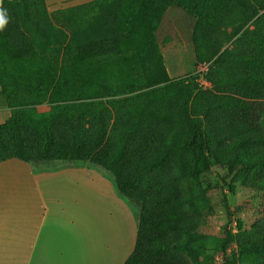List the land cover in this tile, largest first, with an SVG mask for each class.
Here are the masks:
<instances>
[{
    "label": "trees",
    "instance_id": "trees-1",
    "mask_svg": "<svg viewBox=\"0 0 264 264\" xmlns=\"http://www.w3.org/2000/svg\"><path fill=\"white\" fill-rule=\"evenodd\" d=\"M171 6L196 18V62L209 65L211 86L196 93L190 115L176 97L140 92V79L128 71L133 59L153 54L172 81L156 37ZM0 8L8 17L0 29V85L12 110L0 124V163L99 166L120 195L142 205V220L156 206L167 218L162 238L169 227L187 246L199 240L189 183L211 173L210 161L242 174L255 197H264V0H95L56 13L46 0H0ZM34 48L40 70L16 72L11 56ZM63 52L79 68H62ZM45 102L50 111L39 113ZM142 225L124 264H138L146 244L152 250ZM232 243L230 231L216 242L224 255ZM243 250L264 253V224L247 231Z\"/></svg>",
    "mask_w": 264,
    "mask_h": 264
},
{
    "label": "crops",
    "instance_id": "crops-1",
    "mask_svg": "<svg viewBox=\"0 0 264 264\" xmlns=\"http://www.w3.org/2000/svg\"><path fill=\"white\" fill-rule=\"evenodd\" d=\"M195 26L196 18L177 6L161 21L156 37L171 80L196 71ZM10 116L0 85V124ZM260 123L264 127V113ZM109 189L118 195L115 178L91 163L54 169L18 159L0 163V264H124L135 249L139 220L129 206L114 203L109 211Z\"/></svg>",
    "mask_w": 264,
    "mask_h": 264
},
{
    "label": "rangeland",
    "instance_id": "rangeland-1",
    "mask_svg": "<svg viewBox=\"0 0 264 264\" xmlns=\"http://www.w3.org/2000/svg\"><path fill=\"white\" fill-rule=\"evenodd\" d=\"M92 1L95 0H46V6L49 13H56ZM163 48L168 49V46L165 45ZM179 48H182V45L176 46V50ZM37 50L38 48H34V51L28 53L13 54L10 65L15 68L16 72L27 73V75L32 76L40 70L38 62L33 57L34 52ZM160 51L162 53L161 47ZM174 55L173 64L177 65L180 63V54L175 52ZM61 56L62 68L65 65L71 66V69L79 68V59L76 57L70 56L68 52H63ZM131 66L133 69H131ZM198 68L199 66L196 65L194 70ZM128 71L132 72L134 77L140 79L143 87L140 92L152 93L160 99L176 97L178 106L186 109L189 115L192 112V101L196 93L201 89L203 90L198 83L187 80L188 77L167 81L162 64L153 54L144 53L143 56L133 59L132 63L129 64ZM148 84L151 86L147 87ZM50 109L51 105L45 102L38 107V112H47ZM193 119L195 118L193 117ZM210 163V174H202L189 183L191 184L189 187L193 193L194 205V210L189 212V218L193 224L191 225V231L199 235V240L188 246L186 236L175 230H170L169 227L166 228V237L162 238V223L167 221V218L156 209V206L150 207V210L156 211V213L149 214V217L145 215L142 220L141 204L135 203L119 193L118 195L114 194L110 189L108 190L106 197L109 211H112L111 207L113 206L111 204L114 203H117L116 206L119 209L121 207H131L134 214L137 215L139 223L140 221L143 223L142 227L146 231L149 241H153L150 246L152 250H148L149 246L146 244V248L141 251L136 263L225 264L227 261H231V264H264V253L247 256V251L243 250V245L247 244V231L261 227L264 224V197H255L251 192L252 182L245 185L242 174L229 173L226 168L215 165L212 161ZM30 164L37 169L90 165L86 161L76 163L53 161ZM91 165L105 171L99 166ZM107 173L114 178L111 173ZM94 178H96V175L93 172L92 180ZM132 184L134 187H138L140 181H134ZM92 196L93 200L97 197L94 191ZM225 202H227L229 211L226 210ZM226 231H230L233 243L228 250V254L224 255L220 253L216 242ZM166 244L167 246H165Z\"/></svg>",
    "mask_w": 264,
    "mask_h": 264
},
{
    "label": "built area",
    "instance_id": "built-area-1",
    "mask_svg": "<svg viewBox=\"0 0 264 264\" xmlns=\"http://www.w3.org/2000/svg\"><path fill=\"white\" fill-rule=\"evenodd\" d=\"M208 67H209L208 64L199 65V68L196 69V71L193 74L188 76V77L193 76L195 82L198 83V85L203 89H207L208 87L211 86L210 83L204 77L208 71Z\"/></svg>",
    "mask_w": 264,
    "mask_h": 264
},
{
    "label": "clouds",
    "instance_id": "clouds-1",
    "mask_svg": "<svg viewBox=\"0 0 264 264\" xmlns=\"http://www.w3.org/2000/svg\"><path fill=\"white\" fill-rule=\"evenodd\" d=\"M8 22L7 12L0 8V29H2Z\"/></svg>",
    "mask_w": 264,
    "mask_h": 264
}]
</instances>
